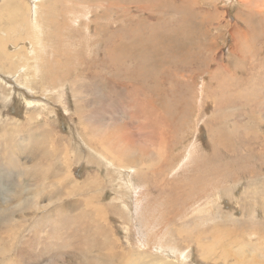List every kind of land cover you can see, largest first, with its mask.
<instances>
[{
	"label": "rangeland",
	"instance_id": "obj_1",
	"mask_svg": "<svg viewBox=\"0 0 264 264\" xmlns=\"http://www.w3.org/2000/svg\"><path fill=\"white\" fill-rule=\"evenodd\" d=\"M29 1L33 13V4ZM65 1L59 2L62 6L56 11L63 16L74 14L75 21L86 24L98 15L95 19L99 35L89 41L94 32L88 29L66 31L65 39L68 40L70 34L73 37L70 42L67 41L70 55L61 62L53 60L50 63L52 67H67L68 73L65 75L62 68L49 72H46L47 68L46 71L41 70L51 80L55 77L64 79L53 84V88L50 85L52 95H48L51 100L44 114L50 124L46 133L39 130V121H45V117L42 118L44 115L32 121L37 131H34L36 135L30 136L27 125H31V120L24 116L22 109L15 114L19 119H13L12 123L20 130L14 135L11 146L16 148L19 143L24 147L19 152L14 150L18 161L16 172L0 169L5 172L0 171L4 176L0 175V216L7 219L12 216L21 220L26 218L24 224L28 229L45 210H53L57 223L63 216L72 219V230L82 233L79 257L82 262L65 256L68 264H94L98 256L102 261L115 263L118 258L111 262L108 256L111 249L121 251L119 244L125 246L126 254L146 252L149 256L147 262L152 258L160 259V264L162 259L177 264H233L236 261L264 264V0H151V3L145 0L146 3L139 1L132 5L128 4L131 0H112L110 6L97 2L90 4L87 0H69L66 5ZM141 5L147 8L144 12ZM180 8L187 16L178 17L181 15L177 14ZM204 12L209 17L206 20L202 15ZM41 21L43 23L44 18ZM162 23L165 27L161 30ZM167 27L174 31L167 34L172 36L167 47L163 50L166 45L161 43L159 50L151 45L155 53L151 56H158L155 68L146 61V55L139 58L136 54L132 55L139 62L132 68L133 60L127 62L125 57L128 51L126 45L143 44L152 41L155 36L166 35L162 31ZM24 30L28 31V26ZM189 30L193 32L187 35ZM111 43H115L125 56L110 57L106 45ZM170 45H174L172 50L183 47L184 57L166 61L167 53L164 51L169 50ZM159 65L167 68L163 70ZM19 70L20 74L25 72L24 68ZM76 73L81 78L77 86L71 82L78 76ZM187 75H194V83L192 87L184 88L182 99L175 102L172 100L174 90L178 86L179 92L182 90L187 81L182 76ZM164 77H172L170 81L176 84L172 88L174 93L169 91L168 97L172 99L166 105L168 109L165 106L167 110L160 108V94L163 93L161 78ZM10 79L15 83V78ZM57 84L59 86L56 87ZM2 85L5 90L0 86V93L9 94L12 88L5 83ZM31 86L33 94L40 95L42 87L36 89ZM60 92L63 93L64 103L59 100ZM2 95L0 111L4 119L15 113L11 107L16 105L5 106ZM150 100H155L154 104L151 105ZM83 115L88 116L87 121L81 118ZM5 124L8 123L4 121L0 124V132ZM100 136L105 138L98 139ZM37 137L39 143L30 151L37 157L31 161L27 148ZM114 140L119 153L124 156L119 155L122 157L119 162L110 154L108 159L105 158L107 152H103V143L109 141L108 145H111ZM194 141H197L195 147L198 145V149L189 155L188 149ZM127 145L133 148L128 151L132 155L119 150ZM66 147L74 154L72 163H68ZM1 154L0 158L4 157L3 151ZM63 157L67 158V162L63 163ZM135 158L139 162L152 163L145 167L144 176H137V172L133 171L135 162H138H134ZM179 160L184 163L180 166L182 168L177 166ZM161 167L166 168L165 172L169 171V176L160 175ZM119 169L126 170L125 173L132 172L135 184L145 186L138 190L119 183ZM39 176L46 178L45 182H38L42 184L39 187H50L53 198L49 202L46 192L38 200L41 208H36L31 200L36 196L35 183ZM71 177L79 180L81 187L71 186ZM19 192L22 196L17 199L15 196ZM214 197L217 201L211 209H206V199ZM136 198L143 201L146 209L143 221L150 226L145 233L153 239L148 242L146 238L145 247L135 236L136 230L142 227L135 219L138 216L133 204ZM101 211L105 217L108 216L109 226L102 222L100 215H96ZM125 224L131 226L128 232H125ZM28 229L22 236L29 233ZM7 230L1 231L0 236H6ZM191 235L194 239L189 242ZM110 236L117 239L114 248L106 243ZM126 238L130 239L129 244ZM22 239L16 243L12 257L18 255L17 248ZM157 241L165 244V248L176 247V260L164 253L166 249L155 250L154 242ZM204 249L211 251L208 257L202 254ZM228 250L230 255H222ZM179 252L186 255L185 260ZM42 253L33 254L31 257L35 258L31 259V263L44 264L49 256V260L57 264L55 256ZM24 256L26 259L29 257L28 254ZM24 261L18 263L25 264Z\"/></svg>",
	"mask_w": 264,
	"mask_h": 264
},
{
	"label": "bare ground",
	"instance_id": "obj_2",
	"mask_svg": "<svg viewBox=\"0 0 264 264\" xmlns=\"http://www.w3.org/2000/svg\"><path fill=\"white\" fill-rule=\"evenodd\" d=\"M31 1H32V4H33V10H32L33 13H31V3H30L29 0H0V79H1L0 83H2V84L5 83L6 86H10L12 88L11 92L9 94L6 92L7 94L6 93H0V95L3 94L2 95L3 96V104H5V106L8 105V108H9V105H11V106H12V104L16 105V107H11V108L14 109L15 113L13 112V113L9 114V115H11V117H9V118H6V116H5V118H4L5 120L3 119L2 111H0V124L2 125L4 123V121H6L8 123V124H5L4 126H2L1 132H0V156H2V154H1L2 151H3V154H4V157L0 158V169L6 168L12 173L16 172V169L18 167L17 166L18 165L17 164L18 163L17 154L14 153V150L19 152V150L22 151L23 147H24L23 144H19V143L17 144L16 148L11 146V141L13 140L14 135L20 130V128L14 127V125L12 123L13 119H19L17 117V115H15V114L17 112L20 113L18 111V109L19 110H21V109L24 110V116L31 120V125H30V123L27 125V128L29 127L28 134L30 136L31 135H36V133L34 131L37 128L35 129L32 121L34 119H36L37 117L43 116L45 114V112L48 111L50 100H51V97H50V95H48V93L51 94L50 91L52 90V89H50V87L53 84H56L57 81L62 82V80H64V79H59L58 77H55V78H53V80H51V77L48 78L44 72L42 73L41 70H43V69L45 70V68H47L48 71H46V70L45 71L49 72V70H51V69L52 70H57L59 68H62L64 70V72H65V75H66V72L68 73L67 67H65L63 65H58V66L54 65V67H52L51 66L52 64L50 62H52L53 60L56 61V62H61V59L65 58L68 54L70 55L69 47H67L68 46L67 41L70 42L69 40H70V38H71L70 36L72 34L69 35V39L68 40L65 39V36L67 35V32H69L72 28L88 29V30L94 32V33H92L90 35L91 39L89 41H91L92 38H94L96 35H99V27L96 25V19H95V18L99 17L98 15H94L93 16L94 19L90 23L86 24V23H83L81 21H75L74 20V18H75L74 14L63 16L62 14H60V11H56L60 6H62L59 3L61 0H31ZM139 1L142 2V3H146L145 0H142V1L141 0H131L128 4H131V3H136L137 4ZM65 2H66V5H67L69 3V0H66ZM87 2L90 3V4H92L94 2H97L100 5L107 4L109 6L113 4L112 0H98V1L94 0L93 2H92V0H87ZM147 3H151V0L148 1ZM164 3H166V2H164ZM64 4L65 3H63V5ZM145 9H147L146 6L145 5H141V11L144 12ZM178 11H177V14L178 13L181 14L178 17L187 16V14L184 13L183 9L180 8ZM58 15H62L63 17L62 18H58ZM202 15H204V20L209 18L208 14L206 12H204V14H202ZM82 16H85V13H82ZM42 18H44V22L43 23L41 21ZM160 20H162L161 17H160ZM25 26H28V31L24 30ZM163 27H165V25L162 23V26H161L160 29L162 30ZM168 28L169 27H167L166 30L164 29V31H162V33L166 34V35L155 36V37L152 38L153 39L152 41L148 40V41L144 42L143 44H135V43L127 44L126 46L128 47V51H127V55L126 56L124 55V52L121 51V49H119L117 46H115V43L109 44L110 46L106 45V48L109 49L108 52L110 51V55L109 56L110 57H114V56L123 57V56H125V57H127V62H131L133 60V66H132V68H133L139 62V60H135L134 56L132 54H136V57H139V58L142 55H146L147 56L146 57V61H149V65L155 68V64H156V62H158V60H157L158 56L157 55H156V57H152L151 56L152 53H154V51H153L154 47H152L151 45L157 47L160 50V44L164 43V44H162L164 46L166 45L165 47H163V50H164L167 47V44H168V41H169L168 39H172V36L167 35V34H172L174 32L171 27L169 29ZM192 32H193V30H189L186 33H187V35H189ZM70 33H71V31H70ZM160 34H161V31H160ZM72 38H71V40H72ZM46 39L48 40V42H47ZM80 45H82V44H80ZM64 46H66L67 48H64ZM72 46H74V45H72ZM173 47H174V45H170L168 47V49L170 51L169 50H165L164 51L165 54L167 53L166 61H168V62H171V61L179 58L180 56L184 57V55H185L184 52H183L184 51L183 47L176 48V49L172 50ZM79 50L80 49H78V51ZM73 52L75 53V51H73ZM191 56H193L192 53H191ZM80 57H81V55H80ZM50 59H52V60H50ZM159 66L163 70H165V68H167L166 66H162V65H159ZM19 68H24L25 72L23 74H20ZM77 75L78 76H75V78L71 81L73 83V85H75V86L78 85V79L80 78V75L79 74H77ZM166 75H169V74L166 73ZM31 76H32V79H31ZM41 76H43V77L40 79ZM140 76H142L141 73H140ZM182 77H186L187 81L184 83V85L182 87V90L179 92V86H178L174 90L175 93L173 92L172 88H174L173 86L176 85V84L173 81H170V79H172V77H167V78L164 77V79L161 78V82H162L161 85L163 87V93L160 94V108H165V106L168 105L167 103H169L170 100L172 99L171 97L170 98L168 97V94H169L170 90H172V92L175 94V95H173V99L172 100L177 102L182 97L181 95H182V92H184L183 91L184 88L192 87V84L194 83V81H193L194 75L193 76L192 75H190V76L187 75V76H182ZM10 78H12V79L15 78V83L13 81L11 82ZM80 80H81V78H80ZM83 80H84V78H83ZM166 83H167V85H166ZM2 84H0V86H1L2 89L5 90V86H3ZM30 84L33 85L36 89H38V88L40 89V86L42 87V89L39 90L41 92L40 95H34L33 94L32 86ZM58 84L56 85V87L60 85V84L59 85ZM52 88H53V86H52ZM4 90H2V92H4ZM54 90L57 91V89H54ZM75 90H76V88H75ZM8 91H10V90H8ZM36 93H38L37 90H36ZM62 94L63 93L59 94L60 95L59 100H60V102L64 103L63 102L64 99H63V95ZM0 100H2V99H0ZM212 100L210 101V103H212ZM154 102H155V100H150V104L151 103L154 104ZM147 103H145V104H147ZM171 105H173V104H171ZM211 105H213V104H211ZM32 109H33V111H32ZM167 109H168V107H167ZM167 109L165 108V110H167ZM198 109L200 110L201 106ZM38 110H41L43 112V114H41V112L38 111ZM165 110H162V112H166ZM8 112H9V110H8ZM87 117L88 116L85 117L84 115L81 116V118L83 120H86V121L88 120ZM42 118H44L45 121L43 123H40L41 120L39 121V125H40L39 126V130L41 129L42 131L45 132L47 127H49L50 124H49V120L46 118V115H44ZM99 118L100 117H97V119H99ZM161 119H159V121ZM162 121H163V119H162ZM160 124H161V122H160ZM154 125H155V123H154ZM97 128H98V126H97ZM48 131H49V129H48ZM39 133L42 136L45 135V134H41V132H39ZM159 135H161V134H159ZM98 136H99V134H98ZM38 137H37L36 141H34V140H32L33 142L31 141L32 145L30 147H28V148L26 147L28 144L25 146V148H27L29 152L35 147L36 144L39 143ZM140 137L144 138L143 136H140ZM148 137H150V135ZM30 138L32 139L33 137H30ZM77 138H79L81 141H85L81 137L77 136ZM103 138H105V137H103ZM103 138H101V136H100L98 139H103ZM55 139L56 138L54 137L53 141ZM158 139H160V138H158ZM55 141H54V143H55ZM96 141H97V139H96ZM115 141L116 140H114L113 142L111 141V145H108L109 141L107 143H103L102 147L104 148L103 152L105 153V151H106L108 153V154L107 153L104 154L105 158L107 157V159H108V155L110 154V155L113 156V158H116L117 162H119V161H121L122 157H124V156L119 153V151H118V149L116 147L117 145L115 146V143H116ZM196 142L197 141H194L192 143V145L189 147V149H188V154L189 155L193 154L194 150L197 151L198 145L195 147ZM222 142H224V141H222ZM129 143H131V142H129ZM2 144L5 145V146L2 147L3 146ZM93 149H94V146H93ZM132 149L127 145L125 147H122L119 150L128 152V151H130ZM139 151H141V149ZM156 151H157V149H156ZM66 153H67L68 163H72L73 162L72 157L74 156V154L72 153V150H69L68 147H66ZM131 153L128 152L127 154H131ZM157 153H155V154L157 155ZM29 154L32 156L31 157V161H34L35 157H37L36 154L33 153V152H30ZM119 155H121L122 157L119 156ZM131 155H130V157H131ZM159 155H161V154L159 153ZM165 156H167V154ZM55 157H57V156L55 155ZM67 158L66 157L62 158L63 163L67 162ZM113 158H109V159L113 160ZM139 158H140V160H145L144 157H139ZM164 158L167 159V157H164ZM189 158H191V157H188V159ZM157 159H158V157L156 158V160ZM150 160H151V158H150ZM153 160H154V158L152 159V161ZM3 161H5V162H3ZM135 161H138V162H135ZM134 162H135L136 167L134 169L133 168L132 169H133V171L135 173L137 172V174H136L137 176H141V175L144 176L145 167H148V166L152 165V163H148V162H144V161L139 162L138 158H135ZM182 164H184V163H182V160H179L177 166L180 167ZM5 165H7V166H5ZM158 165H159V163H158ZM121 166L124 167V166H127V165L126 164H121ZM167 167H169V166H167ZM180 168H182V167H180ZM24 169L27 171L26 168H24ZM165 169H166L165 167H161L159 169L160 175L162 173L163 177L167 176L168 172H169V171L165 172ZM0 171L4 172L3 170H0ZM124 171H126V170H123V171L120 170L119 183L123 184L124 186H128L130 188H135V189L138 188V190H140L141 188H143L145 186V185L140 186V184H137V183L135 184V182L133 181V178H132V172L125 173ZM156 173H157V170H156ZM172 173H173V171H172ZM20 175L21 174H19V177H20ZM1 177H4V176L1 175ZM65 177H66V175H65ZM45 179L46 178L44 176H39L38 177V181H36V183H35V185L37 186L36 187L37 188V191H36L37 193H36V196H35L34 200H31V203H32V206H34L36 208H38V207L41 208L40 205H39L40 202L38 200L40 199L41 195L43 196L46 192H47V196L49 198V202L53 198L52 194L50 193V187H48L46 189H44L43 186L39 187L42 184L38 183V182H45ZM161 181H163V180H161ZM71 182L73 183L71 186L81 187V184H80L79 180L72 178ZM18 184L20 185L19 182H18ZM69 187H70V185H69ZM20 196H22L21 192H19L18 195H16L15 197L17 199H19ZM199 198H200V196H199ZM46 200H48V199H46ZM79 201H80V199H79ZM216 201H217V199L215 197L212 198V200L206 199L205 208L209 209L211 206H213V204ZM21 202L22 201H20L19 203H21ZM46 204H48V203H46ZM133 204H135V208L138 211L137 215L140 216V218L137 216L135 219H138V221L142 225V227H140V228H138L136 230L135 236H136V239L141 241V243H139V244L141 246L145 247V244L147 242L145 240L146 238H148L147 239L148 242L150 240H153V239L149 238L150 236L148 237V235L145 233V230H149V229H146V228L150 227L143 221V219H144L143 215H145L144 212H146V209L144 207L143 201L140 200V199L136 198L133 201ZM75 206H76V204H75ZM83 208H85V207H83ZM33 209H35V208H32V210ZM28 210L31 211V209H28ZM45 211H46L45 213H42L41 215H39L38 219L36 218L34 224L32 222V224H31L29 229L26 228L25 227L26 224H24V222L27 220L26 218L21 220V219H18V218H15L14 216H12L11 218L7 219V218H4V216H0V228H1L0 229V233H1V231H4V230L8 229L6 236H4V234L2 236H0V264H17L19 261H22V263H23V261L26 259L24 254H28V256H29V257H27L26 261H24V263L26 262L25 264H33V263H31L32 262L31 259H34L35 257H31V256H34L33 254H36V253L38 255V253H40V252H43V253L47 254V256L48 255L55 256V261H56L57 264H68L66 262V260H65L66 257L67 258H78L79 259L80 252H81V245H82V243H81V241H82V239H81L82 233L79 232V230H78V234H77L74 231V229L72 230L73 227L71 225L73 223V220L63 216L62 219L57 223V221L54 219V216H53V212H52L53 210L52 211L51 210H45ZM97 211H100V210H97ZM101 212L104 214L103 211H101ZM101 212H99L98 214H96V213L95 214L96 215H100V218H101L102 222H105L109 226L110 225L109 224L110 221L107 220L108 216L105 217V214L102 216ZM208 213H211V212L208 211ZM88 214H90V213H88ZM88 214H86V215H88ZM33 216H35V215H33ZM40 219H42V220H40ZM145 221H148V220H145ZM26 229H28L27 232H29V233L22 236L23 233H26ZM124 229H125V232H128L129 229L131 230V226L129 224H125L124 225ZM24 230H25V232H24ZM31 232H35V233H31ZM187 234H189V233H187ZM62 235H64V236L61 237ZM93 237L95 239H100V237H98V236L97 237L93 236ZM199 238H200V242L202 243V246L204 247L205 245H204V243L202 241V235L201 234L199 235ZM20 239H22V243L17 248L18 255L16 254V257H12V255H13L12 251H14L13 249L15 248L16 243L19 242ZM112 239H114V240H112ZM193 239H194V237L191 235V237L189 238V240H190L189 242H191ZM104 240H105V238H104ZM115 240H117V239L116 238H112L110 236L106 243H108L110 246L112 245V247H113V245L115 244V242H114ZM126 242L129 244L130 239L126 238ZM196 243L198 244V241H196ZM40 245H41V247H40ZM154 245H155V250H157V251H160V250L164 251V249H166L167 251L169 250L170 252L166 251L164 253L167 254L169 258L172 257L173 259L176 260V258L174 257L175 253L178 252L176 247L174 248V246H168L167 248H165V244H160L158 241L154 242ZM37 247L39 248L38 252H37V249H38ZM124 247L125 246H122V244H119L118 248H120L121 251L116 252V250H114V249L110 250V253H109V256H108L109 260L111 262H115L116 258H118V260L115 263H111V264H160V263H158V261L160 262V259L159 260H155V259L152 258L150 260V262H147V257H149V256L147 255L146 252H141L139 254H137L136 252H135L136 254H130L128 252L126 254V251H125ZM199 247L201 248L200 243H199ZM67 248H69V250ZM209 253H211V251L207 252L204 249L202 254H204V255H206L208 257ZM20 254H23L22 255L23 257ZM128 254H130V256L126 258L125 256L128 255ZM179 254H180V257L183 260L186 259V255L185 254H182V252L181 253L179 252ZM230 254H231V251L228 250V252L226 254H222V255H230ZM229 257H227V258H229ZM99 258H101V257L98 256V259L95 261L94 264H110L106 260L102 261ZM49 259H50L49 256L46 257V259L44 261L46 263H44V264H54ZM79 260L81 261V258ZM162 261H163L162 264H177L175 261L171 262V260L168 262L167 260L164 261L162 259ZM15 262H17V263H15ZM22 263H18V264H22ZM80 264H82V263H80ZM233 264H242V263L239 262V261H236Z\"/></svg>",
	"mask_w": 264,
	"mask_h": 264
}]
</instances>
